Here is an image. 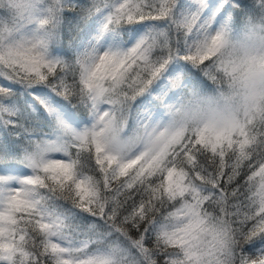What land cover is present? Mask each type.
<instances>
[{"label":"snow or ice","instance_id":"6c2138e0","mask_svg":"<svg viewBox=\"0 0 264 264\" xmlns=\"http://www.w3.org/2000/svg\"><path fill=\"white\" fill-rule=\"evenodd\" d=\"M0 264H264V0H0Z\"/></svg>","mask_w":264,"mask_h":264},{"label":"trees","instance_id":"16d2710c","mask_svg":"<svg viewBox=\"0 0 264 264\" xmlns=\"http://www.w3.org/2000/svg\"><path fill=\"white\" fill-rule=\"evenodd\" d=\"M234 23L238 26V27H243V24H244V18L243 17H240V18H235L234 17ZM202 79H205L203 77H201Z\"/></svg>","mask_w":264,"mask_h":264}]
</instances>
